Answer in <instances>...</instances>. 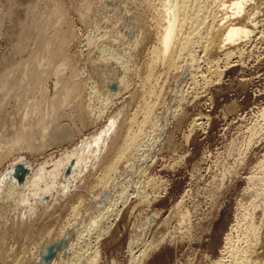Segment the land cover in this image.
Masks as SVG:
<instances>
[{
  "label": "rangeland",
  "instance_id": "rangeland-1",
  "mask_svg": "<svg viewBox=\"0 0 264 264\" xmlns=\"http://www.w3.org/2000/svg\"><path fill=\"white\" fill-rule=\"evenodd\" d=\"M113 1L0 0V153L14 146L20 128L26 134V141L0 164V264H31L43 244L51 247L64 229L70 231L68 223H87L94 215L88 212L92 200L103 196L107 186L123 183L125 161L136 154L115 157L132 135L138 140L148 135V144L157 136L155 150L143 163L149 186L139 196L128 188L131 198L119 219L98 221L96 229L110 230L97 252L88 250V258L82 255L78 263L129 264L166 234L144 264H214L225 258L233 264L224 247L226 235L242 236L253 221L256 229L248 242L264 264V206H256L264 193V27L241 50L233 49L228 60L221 50L199 49L192 36L182 52L173 46L181 52L173 64L171 53L157 54L159 0H117L134 24L131 40L123 23L128 29L131 25L114 13ZM108 47L111 52L103 54ZM187 62L194 71L175 88ZM107 78L121 85L115 97L102 88ZM168 111L171 117L159 135L157 127ZM16 163L32 174L24 187L10 192ZM86 241L79 245L83 252ZM74 257L68 255L61 264H78Z\"/></svg>",
  "mask_w": 264,
  "mask_h": 264
},
{
  "label": "bare ground",
  "instance_id": "bare-ground-1",
  "mask_svg": "<svg viewBox=\"0 0 264 264\" xmlns=\"http://www.w3.org/2000/svg\"><path fill=\"white\" fill-rule=\"evenodd\" d=\"M115 1V2H114ZM113 5H115V14H120L121 16L125 17V21L129 22V24L131 25V28L128 29L125 25V23H123V28L124 31L128 37V39H132L133 34H134V24H132V19L130 18V16L127 14V12L121 7L120 4H118L117 0H114ZM159 2V7L158 11H159V15L161 18V34H158L159 37V50L157 51V54H159L158 56H162L165 58V56H168V54H170L169 56V61L171 63L174 64V62L177 60V58L180 57V53L183 51L182 48H184V46L187 43H190L191 40L190 38L193 37V39H195V43H197L196 45H200V48H203V50H208V52H214L212 50L217 49L220 51H222L221 53L223 54V57L225 59H229L232 54L234 55V51H237L240 47L241 44H244L245 42L249 41L250 38H253L255 35L262 33V29L264 27V0H159L157 1ZM157 9V8H156ZM157 12V10L155 11ZM103 13V12H102ZM104 14V13H103ZM83 17V16H82ZM105 17V16H104ZM103 18V17H102ZM99 20V19H98ZM102 20V19H101ZM189 30V32L186 31ZM185 29L186 32H183V30ZM262 30V31H261ZM264 32V31H263ZM109 33V32H108ZM107 34V33H106ZM105 34V35H106ZM104 35V34H103ZM102 35V36H103ZM108 35V34H107ZM184 35V36H183ZM111 36V34H110ZM181 36V40H179V44H178V39H180ZM157 37V36H156ZM104 39L105 36L103 37ZM102 38V39H103ZM101 38L99 37L98 40H100ZM103 39V40H104ZM108 39V38H107ZM121 39V38H119ZM138 34H136L132 40V45L136 44L138 41ZM97 40V39H96ZM103 40H100L101 42H103ZM116 40L113 39L112 42H115ZM120 41V40H118ZM190 41V42H189ZM94 42V41H93ZM107 42V40H106ZM110 42V40L108 41ZM136 42V43H135ZM193 42V41H192ZM92 43V42H91ZM100 43V42H96ZM125 43V42H124ZM95 43H93V45H96ZM102 45V43H100ZM99 44V45H100ZM104 44V43H103ZM109 44V43H108ZM111 44V43H110ZM113 44V43H112ZM176 44V48L178 49V51L181 50V52L178 54V51H173L174 48L173 46ZM177 44L179 47H177ZM194 44V43H193ZM98 45V44H97ZM198 45V46H199ZM103 46V45H102ZM101 46V47H102ZM123 46V45H121ZM120 46V47H121ZM127 47V45H124V47ZM130 46V45H128ZM92 47V46H91ZM96 47V46H95ZM116 47V46H115ZM133 47V46H132ZM175 47V46H174ZM123 48V47H122ZM131 48V47H128ZM173 48V50H172ZM175 48V49H176ZM186 48V46H185ZM198 48V47H197ZM103 49V48H102ZM109 47L104 49L102 51V53L104 51H106ZM155 50H157L156 48H154ZM234 49V51H233ZM95 50V49H94ZM93 50V51H94ZM130 50V49H129ZM154 50V51H155ZM172 50V52H171ZM202 50V49H201ZM241 50V48H240ZM92 51V50H91ZM95 51H99L98 49ZM101 51V49H100ZM99 51V53H100ZM107 51V52H108ZM124 51V49H123ZM126 51V50H125ZM128 51V49H127ZM111 52V51H110ZM109 52V53H110ZM156 52V51H155ZM101 53V56H102ZM109 53L107 55H109ZM126 53V52H125ZM207 53V52H206ZM104 54V53H103ZM127 54V53H126ZM212 54V53H210ZM219 54V53H218ZM95 55V54H94ZM112 55V54H111ZM124 55V52H123ZM128 55V54H127ZM154 55V53L152 54ZM189 54H187L188 56ZM220 55V54H219ZM114 56V55H113ZM117 56V55H116ZM158 56H157V60L156 61H160L158 60ZM179 56V57H178ZM211 56V55H210ZM106 57H110V56H106ZM112 57V56H111ZM118 57V56H117ZM113 57L112 59L115 61L116 63L118 61L121 62L122 57ZM155 57V56H154ZM219 57V56H218ZM239 57V56H238ZM127 58V57H126ZM164 58H161V60H165ZM187 58V57H185ZM184 58V59H185ZM192 58V57H191ZM190 58V59H191ZM223 58V59H224ZM95 59V58H94ZM123 59V58H122ZM156 59V58H155ZM168 59V58H167ZM189 59V56H188ZM189 59V60H190ZM209 59H212L211 57ZM214 59V58H213ZM212 59V60H213ZM99 60V59H98ZM101 60V59H100ZM108 60V58H107ZM188 60V61H189ZM193 60V59H192ZM114 61V62H115ZM166 61V60H165ZM111 62V61H110ZM109 62V63H110ZM119 62V63H120ZM163 62V61H162ZM193 62V61H191ZM228 62V61H227ZM226 62V63H227ZM104 63V62H103ZM114 63V64H116ZM122 63V62H121ZM164 63V62H163ZM118 64V63H117ZM162 64V63H161ZM184 64V63H183ZM103 65V64H102ZM105 65V64H104ZM107 65V64H106ZM110 66V65H109ZM104 67V66H103ZM113 67V66H112ZM115 67V66H114ZM181 67V66H180ZM112 69V68H111ZM118 70H120V68L117 67ZM105 70V69H104ZM108 70V69H107ZM115 70V69H113ZM112 70V71H113ZM124 70V69H123ZM127 70V69H126ZM195 70H197L195 68ZM213 70V69H212ZM215 70V69H214ZM109 72L111 70H108ZM107 71V72H108ZM152 71V70H151ZM192 71L193 70V64H189L188 62L186 64H184V66H182V68L178 71V75L176 78L175 82V88L179 87L180 84H182L183 82H185L188 77L190 78V76L192 75ZM218 72V70H216ZM215 71L214 76H216L215 74H217ZM220 71V70H219ZM102 72V71H101ZM116 72V71H115ZM153 72V71H152ZM151 72V74H152ZM196 72V71H195ZM197 72H200L197 70ZM196 72V74H197ZM211 72V71H210ZM103 73V72H102ZM106 73V70L105 72ZM111 73V72H110ZM127 73V72H126ZM223 71L220 72V75H222ZM120 74V73H119ZM150 74V73H149ZM148 74V76H149ZM195 74V73H194ZM195 74V76L197 77V75ZM199 74V73H198ZM111 75V74H110ZM109 75V76H110ZM114 75V74H113ZM127 75V74H126ZM160 75V74H159ZM106 75H104L105 78ZM147 76V77H148ZM194 76V75H193ZM107 77V76H106ZM114 77V76H113ZM122 77L125 78V76L122 75ZM122 77H120L121 79H123ZM153 77V76H152ZM195 77V78H196ZM219 77V75H218ZM221 77V76H220ZM219 77V78H220ZM118 78V77H117ZM119 78V80H121ZM150 78V77H149ZM187 78V79H186ZM193 78V77H192ZM202 78V77H201ZM217 78V77H216ZM109 79V78H107ZM116 79V76H115ZM166 79V78H165ZM194 79V78H193ZM147 80V79H146ZM208 80V79H207ZM106 81V80H105ZM116 81V80H115ZM188 82V81H187ZM186 82V83H187ZM206 82V80H205ZM209 81H207L208 83ZM211 82V81H210ZM105 83V82H104ZM121 83V82H120ZM119 83V85H120ZM149 83V82H148ZM206 83V84H207ZM93 84V83H92ZM123 84V83H122ZM184 84V83H183ZM205 84V85H206ZM127 85V84H126ZM188 85V83H187ZM186 85V86H187ZM185 85H183L184 87ZM102 87V86H101ZM96 88V87H95ZM103 89H106L105 91H107V93L110 94L111 97H115L116 96V91H121V85L115 87V83L112 79H109V81H107L105 88L102 87ZM182 88V87H181ZM185 88H188L185 87ZM90 89V88H89ZM110 89V91H109ZM121 89V90H120ZM180 89V88H179ZM92 90V88H91ZM181 90H185V89H181ZM96 91V89L94 90ZM186 91V90H185ZM98 92V91H97ZM96 92V93H97ZM184 92V91H183ZM104 93V92H103ZM92 94H94V92L92 91ZM98 94H100V92H98ZM184 93L179 94V96H181V99L183 98L182 96ZM95 95V94H94ZM101 96V95H100ZM151 96V95H150ZM174 96V95H173ZM91 97V96H90ZM107 97V96H106ZM109 97V96H108ZM107 97V99H109ZM120 97V94L117 95V98ZM153 97V96H152ZM172 97V96H171ZM93 98V95H92ZM105 98V97H103ZM101 97L100 100L103 99ZM116 98V99H117ZM149 98V97H148ZM179 98V97H178ZM94 99V98H93ZM96 99V98H95ZM98 99V98H97ZM96 99V100H97ZM111 99V98H110ZM98 99V101L101 102ZM106 100V99H105ZM114 100L115 99H111ZM150 100V99H149ZM110 101V100H109ZM106 102V101H105ZM104 102V105H106ZM113 101H111L112 104ZM149 102V101H148ZM178 102L179 99H178ZM90 103V102H89ZM92 103V102H91ZM103 103V102H102ZM108 103V100H107ZM181 103V102H180ZM179 103V106H180ZM110 103L107 104V106L111 105ZM165 105V104H164ZM101 106V105H100ZM113 106V105H112ZM147 106L146 103L144 105V107ZM150 106V105H149ZM90 107V106H89ZM104 107V106H103ZM149 108V107H148ZM178 110L180 107H178ZM176 109V107H175ZM148 110V109H147ZM100 111V110H99ZM173 111V110H172ZM171 111V112H172ZM144 112V110L142 111ZM141 112V113H142ZM170 112V113H171ZM103 113V112H102ZM146 113V110H145ZM176 113V110H175ZM174 113V114H175ZM100 114V113H99ZM144 114V113H143ZM145 115V114H144ZM149 115V114H148ZM169 115V111L166 112V114L164 115V120L163 123L158 125L155 124V126L157 127V131L158 134H162L164 132L165 129V123L167 121ZM172 116L173 113H172ZM100 117V115H99ZM171 117V116H170ZM163 118V117H162ZM157 119V118H156ZM199 119H195L194 121H196ZM155 121V120H154ZM158 121V120H157ZM162 121V119H161ZM153 122V121H152ZM159 122V121H158ZM156 123V122H155ZM193 124V123H192ZM138 125V124H137ZM154 126V127H155ZM131 128V127H130ZM138 128V127H137ZM152 129H154L153 127H151ZM151 129V130H152ZM138 130V129H137ZM153 131V130H152ZM152 131H149L152 133ZM263 134H264V130ZM148 132L149 135H152ZM154 132V131H153ZM15 133L16 129H15ZM156 133V132H155ZM153 133V134H155ZM135 134V133H134ZM16 135V134H15ZM26 135V134H25ZM23 135V130L20 128L19 129V133L16 135L14 142L12 145H14L13 147H11V149L9 150L8 153H4V151H2L0 153V164L3 161V159L11 153H13L16 149V147L21 143L24 142V140L26 139V136ZM28 135V134H27ZM143 135V132H142ZM157 135V134H156ZM145 136V135H144ZM29 137V136H28ZM143 136L139 137L142 138ZM148 135L146 136V138H142L140 140H138L137 135H132L129 138H127L124 142V146L122 147V149H120L118 152V154L120 153V156L115 157L116 158H120V157H124V155L126 153L129 154V157L134 156V158L132 160L130 159H126L125 161V173L122 174L120 177L123 179V183H120V181L118 180L115 187H113L110 189H105L103 196H98L95 198V200L91 198V200L93 201L91 203V207L92 209H90L88 212H90L91 214V210H92V214L94 212V215H92L89 220H86L87 223L85 222H80V224H78L77 222H72L68 223L69 225L67 226L70 231H65L63 230L61 233V236L59 237V239L57 240L56 243H54L51 247L50 246H45L44 248L38 252L36 251V256H34L33 261L31 260V264H61L63 263L67 258L68 255L73 254L74 257V261H76L78 263V261L84 257H82V255H84L86 258H88V256L84 253H88V250L91 249H95L96 252L98 250V244L101 242V239L104 235H106L110 228L101 230L100 228L96 229L95 225H97L98 221L101 219H104V221H117L119 219L120 213L122 211V209L125 207V205L127 204V202L129 201V198H131V195H127L126 191L128 190V188L131 187L134 189L133 195L135 196H139V193L141 190H145L144 187H146V185H148V183L151 181H147L149 179L146 178V181H144L145 177V173L146 171L143 169V163L145 161H147L148 157L151 156L150 154L151 151L154 149V145H156L157 143V136L155 137L154 141H152V143L148 144L150 140V138H148ZM149 137H153L149 136ZM33 139V138H32ZM147 139V140H144ZM159 139V138H158ZM153 140V139H152ZM11 141V140H10ZM26 141V140H25ZM30 141V140H28ZM43 141V140H42ZM44 142V141H43ZM151 142V141H150ZM11 143V142H10ZM36 143V142H35ZM42 143V142H41ZM28 144V143H27ZM39 144V143H38ZM22 145V144H21ZM30 145V143H29ZM44 145V144H43ZM48 145V144H47ZM24 146V145H23ZM45 147V145H44ZM48 147V146H47ZM51 147V146H49ZM159 147V146H158ZM9 148V146H8ZM19 148V147H18ZM17 148V149H18ZM23 148V147H22ZM34 148V147H33ZM39 148V147H35ZM157 148V147H155ZM3 149V148H2ZM20 149V148H19ZM18 149V150H19ZM4 150V149H3ZM6 147H5V151H6ZM25 150V148H24ZM45 150V149H44ZM155 150V149H154ZM157 150V149H156ZM20 151V150H19ZM46 151V150H45ZM36 152H39V150ZM42 154V152L40 153ZM75 155V154H73ZM153 156V155H152ZM9 157V156H8ZM154 157V156H153ZM152 157V158H153ZM151 158V157H150ZM149 158V159H150ZM155 158V157H154ZM6 159V158H5ZM65 159V158H64ZM70 159V158H69ZM113 159V160H115ZM121 159V158H120ZM117 160V159H116ZM5 161V160H4ZM150 161V160H149ZM119 162V161H118ZM118 162L116 164H118ZM60 163V162H59ZM115 163V162H114ZM113 165V164H111ZM26 168H25V167ZM259 166H261L259 164ZM67 167V166H66ZM108 168V167H107ZM110 168V167H109ZM114 167H112L111 169H113ZM115 169V168H114ZM107 170V169H106ZM59 171V170H58ZM121 171V170H120ZM31 171L30 169L26 166V165H22L21 163H16L13 165V169H12V174L10 176V181L12 184L11 187V191L13 192V190H16V188H18L17 186H23L26 183V179L29 177ZM32 174V173H31ZM111 174V173H110ZM106 176V175H105ZM108 176V175H107ZM117 178V177H116ZM120 178V179H121ZM136 178L138 180H136ZM110 179V177L108 178ZM143 179V180H142ZM33 180V179H32ZM107 180V179H106ZM31 181V180H30ZM34 181V180H33ZM109 181V180H108ZM122 181V180H121ZM253 182V181H252ZM10 183V182H9ZM16 183V184H15ZM38 183V182H37ZM48 183V182H47ZM114 183V182H113ZM116 183V182H115ZM21 184V185H20ZM152 184V183H150ZM252 184V183H251ZM257 184V183H256ZM17 185V186H16ZM26 185V184H25ZM24 185V186H25ZM49 185V184H48ZM23 186V187H24ZM100 186V185H99ZM111 186V185H109ZM149 186V185H148ZM147 186V187H148ZM254 186V185H253ZM52 187V186H51ZM51 187H48L46 190H49ZM259 187V186H258ZM99 188V187H98ZM10 189V186H9ZM253 189V188H252ZM255 189V188H254ZM18 190V189H17ZM16 190V191H17ZM95 190V189H94ZM261 190V189H260ZM8 191V189H7ZM102 191V190H101ZM255 191V190H254ZM262 191V190H261ZM7 194V198H9V193ZM128 192V191H127ZM142 192V191H141ZM264 192V191H263ZM129 193V192H128ZM258 193V192H257ZM101 194V193H100ZM261 196L263 198H261V202H259V204H257L256 206H264V196L261 192ZM141 196V194H140ZM147 196V195H146ZM255 196V195H254ZM257 197V196H256ZM139 198V197H138ZM81 200V199H80ZM90 200V199H89ZM90 200V201H91ZM79 202V201H78ZM258 203V201L256 202ZM251 204V203H250ZM253 205V204H252ZM175 207V213L179 212V209L177 208V206ZM89 208V206L87 207ZM256 209V208H255ZM88 210V209H87ZM173 210V211H174ZM75 212V211H74ZM264 212V211H263ZM76 213V212H75ZM85 212V216H86ZM77 214V213H76ZM75 214V215H76ZM181 214V213H180ZM187 214V213H186ZM81 215V214H80ZM174 215V214H173ZM78 216V215H76ZM87 216H89V213L87 214ZM177 216V215H176ZM183 216V214H182ZM83 217V215H82ZM181 217V216H180ZM72 218V217H71ZM80 218V217H79ZM181 218H185L181 217ZM88 219V218H87ZM106 219V220H105ZM67 220V219H66ZM82 220V219H81ZM77 221V220H76ZM79 221V220H78ZM63 222V221H62ZM66 223V224H67ZM101 223V222H100ZM107 223V222H106ZM109 223V222H108ZM62 224V223H61ZM240 224V223H239ZM101 225V224H100ZM98 225V227L100 226ZM101 227V226H100ZM256 227L252 224L247 228V230L245 231V233L242 234V236H238L236 235L235 239L229 234L226 235V239H225V245L224 247H226L225 249H229L228 253H229V258L232 259L233 264H260L259 261L256 259L255 255H254V248L253 246L250 245V243L248 242V238L249 236H252L254 231H255ZM61 230V229H60ZM233 230V229H232ZM234 232V231H233ZM231 231V233H233ZM161 233V232H160ZM236 233V232H235ZM56 234V233H55ZM59 234V233H58ZM161 235H163L161 233ZM166 234L164 236L161 237H157L158 239H156L154 242H150L151 244H148V246L146 247V250L144 252H141V254H139V256L132 258L129 264H144L147 259L149 258V255L151 253H153L155 250L158 249V247L163 244ZM48 237V236H47ZM87 237V244H85V251L83 252V250L79 247V245L82 243V241H84V239ZM55 238V237H54ZM57 239V238H56ZM171 241L174 238H170ZM153 241V240H152ZM91 242L94 243L93 246H91ZM242 244L241 247H237V244ZM39 244V243H38ZM40 245V244H39ZM42 245V246H43ZM40 246V248L42 247ZM39 247V246H38ZM236 248V249H235ZM38 249V248H37ZM35 249H33L34 251ZM27 251V250H26ZM25 251V253H26ZM133 251V250H132ZM38 252V253H37ZM20 254V253H19ZM29 254V253H28ZM97 255V253H95ZM35 255V254H34ZM134 255V254H133ZM132 255V257H133ZM20 256V255H19ZM25 256V255H24ZM93 257V256H92ZM21 258V257H20ZM33 258V257H32ZM94 258V257H93ZM15 259V257H14ZM19 259V258H17ZM16 259V260H17ZM69 259V258H68ZM73 259V258H72ZM222 259V258H221ZM226 259V258H225ZM225 259L223 260H217L216 262H213L214 264H232L231 261L230 262H226ZM26 260V258H25ZM83 260V259H82ZM81 261V260H80ZM92 261V260H91ZM12 262V261H11ZM21 262V260H20ZM82 262V261H81ZM65 263V262H64ZM74 263V262H73ZM88 263V262H87ZM18 264V263H17ZM30 264V263H29ZM80 264V263H78ZM82 264V263H81Z\"/></svg>",
  "mask_w": 264,
  "mask_h": 264
}]
</instances>
